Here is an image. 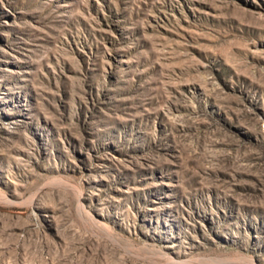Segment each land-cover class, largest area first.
<instances>
[{"label": "rangeland", "instance_id": "rangeland-1", "mask_svg": "<svg viewBox=\"0 0 264 264\" xmlns=\"http://www.w3.org/2000/svg\"><path fill=\"white\" fill-rule=\"evenodd\" d=\"M0 264H264V0H0Z\"/></svg>", "mask_w": 264, "mask_h": 264}]
</instances>
